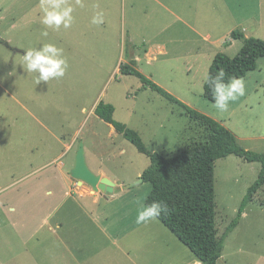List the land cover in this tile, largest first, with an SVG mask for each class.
Returning <instances> with one entry per match:
<instances>
[{"label": "rangeland", "instance_id": "obj_1", "mask_svg": "<svg viewBox=\"0 0 264 264\" xmlns=\"http://www.w3.org/2000/svg\"><path fill=\"white\" fill-rule=\"evenodd\" d=\"M225 1L226 8L219 14L221 45L211 51L217 48V52L232 58L242 46L239 40L231 39L233 31L264 41V0L259 8L257 0ZM191 2L65 0V5L73 8V22L67 29L62 25L55 29L41 23L40 0H0V38L9 45L0 44V264H93V240L97 234L93 232L91 199L77 192H69V196L47 194L52 189V169L69 173L79 141L84 144L91 172L102 165L127 186H133L135 198L147 197L150 185L136 176L147 168L149 158L95 116L97 103L111 104L115 108L114 121L136 131L151 152L174 156L184 147L204 141L203 129L191 125L181 108L144 88L138 78L119 73L118 59H128L131 46L152 48L151 58L156 57L151 63L141 59L137 64L136 70L143 76L190 108L223 119L242 148L264 153V141L252 144L241 140L249 133H264L263 108L256 106L254 99L248 100L252 102L250 106L238 107L251 91L264 94V84L256 83L260 81L257 75L242 79L245 94L230 101L224 112L203 98L201 73L195 77L184 75L187 62L178 57L192 39L184 25L193 23ZM98 12L103 13L104 22L93 24ZM175 13L183 18L181 23L174 22ZM44 31L47 36L42 35ZM228 40L233 41L232 46L223 45ZM45 44L61 49L60 55L67 62L64 76L47 82L38 81V74L23 66L24 52ZM197 45L208 47L202 39ZM163 47L167 54H159ZM212 54L203 50L197 63L196 59L188 61L201 68ZM257 72L259 69L255 74H260ZM53 160L56 161L50 164ZM260 168V164L234 155L216 161L218 236L236 217ZM71 182L75 187L76 181ZM82 187L90 188L85 184ZM106 204L109 203L100 202L101 207ZM168 233L167 241L159 237L166 248L163 260L152 257L149 264H191L196 257ZM105 249V264H126L118 250L112 246ZM216 264H264V188L226 236Z\"/></svg>", "mask_w": 264, "mask_h": 264}, {"label": "trees", "instance_id": "obj_2", "mask_svg": "<svg viewBox=\"0 0 264 264\" xmlns=\"http://www.w3.org/2000/svg\"><path fill=\"white\" fill-rule=\"evenodd\" d=\"M231 39L239 40L242 46L234 57L217 53L210 64L208 74L215 76L220 69L225 72L223 83L230 78H244L257 69L264 58V41L247 38L242 32L233 31ZM122 76H134L144 88L177 105L184 115L204 131V141L184 147L177 155L164 156L149 151L139 134L126 125L114 121L115 108L111 104L99 102L94 114L115 132L135 147L138 153L149 158V165L141 173L142 182L150 185L145 206L153 201L167 206L156 219L167 228L201 264H216L222 255L226 236L238 225L246 206L264 188V153L242 148L235 135L216 120L185 105L157 84L136 70L135 61L121 65ZM203 98L214 104L211 89L203 85ZM234 155L248 163H258L261 168L257 179L248 188L241 201L236 217L228 225L224 234L218 236L215 212L214 169L217 160Z\"/></svg>", "mask_w": 264, "mask_h": 264}, {"label": "crops", "instance_id": "obj_3", "mask_svg": "<svg viewBox=\"0 0 264 264\" xmlns=\"http://www.w3.org/2000/svg\"><path fill=\"white\" fill-rule=\"evenodd\" d=\"M262 3L263 0H257L256 5L258 6V8L259 6H262ZM191 4L193 6V23L184 22V25L187 24L186 26L190 30L189 35L190 37H192V39H189L190 45L188 46V49L183 54H180L178 58L188 63H185V71L187 74L184 75H186L187 77H195L198 73H201V78L204 77L205 81V77L208 74L212 59L217 53H221L217 52V50L219 49L216 48L211 51V48L220 47L221 45V37L218 36L219 14L222 11L224 12V9L226 8V1L192 0ZM257 13L258 15L262 14L261 11ZM172 15L174 17V22H179L183 19L181 16H179V13H175ZM206 25L210 26L205 28ZM200 39H202L208 45L207 49H203L202 47H199L197 45V42ZM223 45L232 46L233 41L228 40L226 41V44ZM203 50H207L208 52L213 54L208 56V60L201 65V68H199L198 64L188 61L196 59L197 63V60L202 56ZM130 51L132 52V54H129ZM16 53L21 52L17 51ZM151 53L152 48L146 49L145 47L143 49L140 47L138 48L135 46H131L128 51L129 58L124 60V58L120 57L118 60L119 62H121L120 66L128 65L131 61H135L137 66L141 59H145L149 63L153 62L156 57L153 56V58H151ZM167 53L168 52L166 51L165 47L159 49V54ZM257 69H259V72L257 73L260 74H255ZM257 69L249 73L248 75H257V77L260 78V81L256 80V83L260 82L264 84V62H259ZM247 77L248 76L241 79H246ZM249 99H254L255 105L263 108L264 110V94L259 96V94L255 91H251L249 97L244 96L240 101V105L238 107L244 106V108H246L247 105L250 106L252 102H249ZM203 113L206 114L205 112ZM206 115L221 123L226 128L223 119L215 117L211 114ZM262 123L264 125V115ZM110 127L111 129H113L112 126ZM235 138L238 141L236 135ZM241 140L242 142L259 144L260 142L264 141V133L260 132L257 133V135L249 133L245 135V137H243ZM55 161L56 160H53L50 164L54 163ZM52 170H54L53 172H51L52 182L51 185H49L50 187H52V189H50L47 193L49 196H56L60 193H62L63 196H69V192H77L81 197L90 198L93 203V232L97 234V239L93 240V264H105L106 256L103 253L106 250L105 248L107 246H112L114 249L123 254L126 264H149L152 257L153 260H163V254L166 248L163 246L162 241L159 237H165L167 241L169 237V230L166 231L165 227L164 230L162 228L163 226H159L157 224L158 220L156 218L143 223H136L137 213L139 210H141L142 205L145 206L146 197H143L141 200L135 198L133 196V193L135 191V188L133 186H127L126 182L122 181L117 176L111 175L105 167L99 164L96 166V168H94L93 173H95L96 175H100L101 177L108 178L111 182L114 183L113 192L111 194H103L101 192H94L91 188H83L82 185L80 186L77 181L75 184V188L73 187L74 185H72V178L70 177L69 173L64 174V172H62V169L57 167ZM140 176L141 173H139L136 178H140ZM48 179H50V172L48 173ZM53 182L57 184H54ZM102 200L109 204L101 207L100 202ZM99 243H101V245ZM180 249H182V252L186 251L184 248ZM172 259L174 258L172 257ZM191 264L201 263L193 258V260H191Z\"/></svg>", "mask_w": 264, "mask_h": 264}, {"label": "clouds", "instance_id": "obj_4", "mask_svg": "<svg viewBox=\"0 0 264 264\" xmlns=\"http://www.w3.org/2000/svg\"><path fill=\"white\" fill-rule=\"evenodd\" d=\"M42 16L41 23L47 28L59 29L61 25L67 29L73 22V8L65 5V0H40L39 5ZM103 13L98 12L93 16V24L103 23ZM47 36L48 32H42ZM61 49L53 44H45L40 49H28L23 54V66L28 72L37 73L38 81L47 82L50 78L63 77L67 68V62L62 58ZM225 72L220 69L215 76L207 75L205 83L211 89L214 106L224 112L228 110L229 102L236 100L245 94V84L242 79L230 78L228 83H223ZM9 211H15L10 208ZM167 211V206L159 201H153L151 206L142 205L137 213L136 223H143L157 218L162 212Z\"/></svg>", "mask_w": 264, "mask_h": 264}, {"label": "water", "instance_id": "obj_5", "mask_svg": "<svg viewBox=\"0 0 264 264\" xmlns=\"http://www.w3.org/2000/svg\"><path fill=\"white\" fill-rule=\"evenodd\" d=\"M0 44L9 47L7 42H5L1 38ZM69 175L73 180L77 181L79 185L85 184L90 187L94 192H101L103 194H111L113 192V182H111L108 178L96 175L95 173L91 172V170L88 168L85 159L84 144L82 141H79L77 144L74 165L69 171ZM139 181L142 182V179L140 178Z\"/></svg>", "mask_w": 264, "mask_h": 264}]
</instances>
